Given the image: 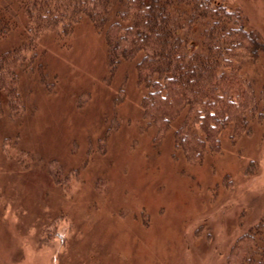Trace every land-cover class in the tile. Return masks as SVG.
I'll list each match as a JSON object with an SVG mask.
<instances>
[{
  "label": "rangeland",
  "instance_id": "obj_1",
  "mask_svg": "<svg viewBox=\"0 0 264 264\" xmlns=\"http://www.w3.org/2000/svg\"><path fill=\"white\" fill-rule=\"evenodd\" d=\"M213 1L264 44V0ZM12 24L0 54L30 37L17 0H0V30ZM33 54L16 114L0 92V264H224L264 217V117L232 138L224 129L220 149L190 163L174 145L178 120L158 140L142 115L139 56L112 66L87 17L68 35L39 33ZM234 63L264 88V50Z\"/></svg>",
  "mask_w": 264,
  "mask_h": 264
},
{
  "label": "trees",
  "instance_id": "obj_2",
  "mask_svg": "<svg viewBox=\"0 0 264 264\" xmlns=\"http://www.w3.org/2000/svg\"><path fill=\"white\" fill-rule=\"evenodd\" d=\"M17 4L29 41L0 54V92L12 114L20 109L18 69L35 62L38 34L68 35L87 17L96 30L104 31L112 66L139 56L135 69L145 88L142 115L155 127L158 140L178 120L174 145L190 163L201 160L206 151H218L224 129L232 138L244 133L249 115L264 117V88L256 92L253 79L238 72L234 63L240 58L255 61L264 50L240 10L213 0H17ZM111 7L114 18L109 21ZM13 26L0 30V37ZM37 70L44 82L42 64ZM3 111L0 100V116ZM263 226L264 217L236 240L224 264H262Z\"/></svg>",
  "mask_w": 264,
  "mask_h": 264
}]
</instances>
